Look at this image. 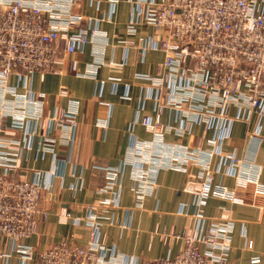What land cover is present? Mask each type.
I'll list each match as a JSON object with an SVG mask.
<instances>
[{
    "label": "built area",
    "instance_id": "2783aa9c",
    "mask_svg": "<svg viewBox=\"0 0 264 264\" xmlns=\"http://www.w3.org/2000/svg\"><path fill=\"white\" fill-rule=\"evenodd\" d=\"M109 2L113 5L118 0ZM75 6L76 0H0V93L2 98L15 95L10 111L3 103L0 106V243L5 246V251L0 250L1 264H10L13 257L18 264H229L233 223L224 215L208 220L203 209L210 197L245 204L249 185H254V197H264L261 167L253 159L242 160L235 154L223 158L227 173L235 180L230 189L213 184L211 169L212 157L219 154V140L230 137L235 122L246 127L255 115L257 126L251 138H264L260 137V123L264 119V0L136 2L137 11L142 10L146 23L157 31L152 49L163 51L165 56L156 75H136L154 91L156 116L142 121L154 140L135 142L123 165L134 169L138 208L145 197L153 194L158 169L185 174L182 191L193 197V213L183 229H172L159 236L166 242L180 239L183 248L173 257L149 261L107 258L99 236L98 205L87 209L85 223L91 232L85 245L68 238L36 252L35 247L24 244V240L40 234L39 205L45 188L38 179L30 180L23 172L16 133L31 121L34 126L28 135L38 131L41 141L51 145L58 132L59 141L70 148L77 127L76 111L74 107L57 109L43 116L44 96L30 88L24 95H17L8 85V78L15 75L26 84L35 74L41 80L49 73L61 74L68 55L83 53L94 33L88 37V30L81 27L82 17L73 12ZM58 94L69 97L65 87H60ZM232 107L236 110L233 116ZM164 109L178 113L179 124L174 129L178 135L189 134L193 125H202L204 132L214 130L217 135L207 139L205 148L204 137L194 147L169 148L164 135L171 128L160 121ZM99 124L106 129L104 121ZM103 170L106 183L100 192L112 198L101 205L115 206L121 169ZM68 219L64 210L58 222L64 224ZM74 222L80 223L78 219Z\"/></svg>",
    "mask_w": 264,
    "mask_h": 264
},
{
    "label": "crops",
    "instance_id": "0c3cea01",
    "mask_svg": "<svg viewBox=\"0 0 264 264\" xmlns=\"http://www.w3.org/2000/svg\"><path fill=\"white\" fill-rule=\"evenodd\" d=\"M151 1L158 4L162 0ZM136 2L118 0L112 5L109 0H76L73 12L82 17L81 27L88 30V37L94 33L83 53L68 55L61 74L49 73L42 80L35 74L26 84L15 75L8 78V85L17 95H24L30 88L44 96L43 116L57 109L74 107L76 111L77 127L70 148L59 141L58 132L53 135L55 143L51 145L41 141L38 131L28 135L34 126L31 121L15 136L20 145L23 172L30 180L38 179L45 188L39 205L40 234L24 240L36 252L68 238L85 245L91 232L85 216L92 205L101 208L99 236L107 258L149 261L173 257L183 248L180 239L166 242L159 236L172 229H183L193 213V197L182 191L185 174L158 169L153 194L145 197L138 208L132 179L134 169L123 165L129 147L135 142L154 140L142 125L145 117L156 116L154 91L136 75H156L157 66L165 56L163 51L152 49L157 31L146 23L143 11H137ZM60 87L68 90V98L59 96ZM14 97L7 94L2 98L0 93V106L3 103L10 111ZM235 113L232 107L230 114ZM103 121L105 130L99 124ZM160 121L171 128L164 135V143L169 148L194 147L201 137L205 139L202 140L205 148L207 139L217 135L214 130L204 132L202 125H193L189 134H176L179 115L172 109H164ZM256 126L257 118L252 115L246 127L242 122H235L230 137L219 140V154L211 159L214 185L222 184L229 189L235 185L234 178L227 173V164H223V158L230 154L242 160L253 159L261 167L260 182L264 184V138H251ZM260 132V137H264V119ZM118 167L120 188L118 197L114 198L117 205H101L112 198L100 192L106 183L103 168ZM148 167L145 165V170ZM253 189L254 185H249L245 204L210 197L203 209L208 220L224 215L233 223L229 264H264V197H254ZM64 210L69 219L62 224L58 217ZM77 219L79 224L74 222ZM3 244L0 243V250L5 251ZM10 264H18L17 259L13 257Z\"/></svg>",
    "mask_w": 264,
    "mask_h": 264
}]
</instances>
